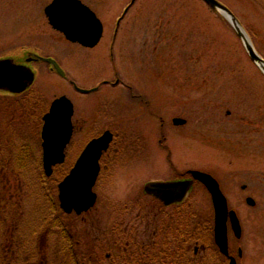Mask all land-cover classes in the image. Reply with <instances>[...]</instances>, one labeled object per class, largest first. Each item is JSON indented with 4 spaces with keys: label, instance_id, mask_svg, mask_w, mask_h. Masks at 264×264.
Returning a JSON list of instances; mask_svg holds the SVG:
<instances>
[{
    "label": "rangeland",
    "instance_id": "rangeland-1",
    "mask_svg": "<svg viewBox=\"0 0 264 264\" xmlns=\"http://www.w3.org/2000/svg\"><path fill=\"white\" fill-rule=\"evenodd\" d=\"M52 1L0 0V40L19 46L24 56L38 53L55 58L67 74L63 77L46 63L33 61L35 80L24 94L23 125L16 130V125H8H13L14 117H0V256L13 259L8 264L33 260L42 264L41 256L49 264H67L66 225L69 239L78 241V255H85L87 264L97 256L101 264H115L122 251L116 231L136 226V231H144L142 241L151 239L139 213L144 209L138 201H130L128 191L139 199L148 181L169 179L165 174L170 166L232 173L231 163L236 169L247 161L264 165V75L229 20L203 0H81L104 25L103 36L93 48L68 41L50 25L45 8ZM219 1L235 13L264 57V0ZM72 81L82 88L98 86V91L83 94ZM130 87L151 100L146 112L129 103ZM62 95L73 101L80 120L95 115V103L102 102L103 131H113L117 138L105 153L107 166L93 187L96 205L82 216L58 211L56 219L47 203V190L78 154L70 161L66 156L64 165L46 176L40 116L41 109L48 110ZM176 117L186 119V124L176 126ZM244 130L263 140L255 147L258 151L251 147L242 152L239 146L231 148L223 144L224 138H216ZM85 132L77 123L71 153L82 148ZM131 146L139 147L132 150ZM113 160L120 167L107 163ZM238 171V177L250 183L244 195L253 196L256 209L264 210V169ZM237 187L229 186L234 192L228 196L230 208L239 214L253 210L246 201H238L237 194L243 191ZM188 193L191 196L192 191ZM200 197L202 214L208 210L202 198L208 203V197L202 191ZM118 209H125L127 218L111 235ZM44 219L53 225L50 232L42 231Z\"/></svg>",
    "mask_w": 264,
    "mask_h": 264
},
{
    "label": "flooded vegetation",
    "instance_id": "flooded-vegetation-1",
    "mask_svg": "<svg viewBox=\"0 0 264 264\" xmlns=\"http://www.w3.org/2000/svg\"><path fill=\"white\" fill-rule=\"evenodd\" d=\"M127 11L128 9L125 8V14ZM19 50V46H8L7 41L0 40V59L12 58L18 64H26L27 62L29 63L28 66H30V64L35 61L33 56L34 53H29L24 56V53L19 52ZM17 52H19V54H17ZM30 88H32V86ZM30 88L22 92L0 90V117H14V119L11 120L13 125L8 123L11 128H14L16 125L17 130L19 125H23V98L24 94L28 92ZM85 89L90 92H82L83 94L92 95L98 91V86ZM128 89L130 90L128 91L129 103L132 102V106L133 103L140 105L141 109L146 112V109L151 107V100L141 94L133 93L135 89L132 87ZM33 99H35V97H32L31 99L32 101H35ZM98 102L99 101L95 103V115H93L90 119L82 117L80 120L79 117H76L74 105V114L72 117L73 136L67 146L66 156L69 157L70 161L72 157L76 154L78 155L75 160H72L74 161L73 163L72 161L69 163L68 169H71L75 165L87 145L92 140L100 137L104 132L102 126L103 103ZM155 117H158L157 114H155ZM76 118L78 122H76ZM80 122L81 130L84 129L87 136L84 139L85 141L82 148L75 149L71 153L70 147H73L74 149L75 131L77 123L80 124ZM90 132H93V134ZM113 134L114 138L110 148L114 145L117 138V134L115 132H113ZM163 137L167 139L165 135ZM254 137L255 136L251 131L245 130L241 131L238 135H236L235 132H226L223 135L220 133V135L216 136V138H224L223 144L227 146L229 144L231 148H233V146H239L242 152L249 150L251 147L255 148L263 144V140L254 139ZM138 147L139 146L133 148L131 146L130 149L135 150L138 149ZM144 149L146 150L147 148ZM163 149L167 150L168 148L163 147ZM255 149L257 150V148ZM254 151L255 150H252L250 153H253ZM105 153L99 160L100 175L104 169L103 166H107L104 165ZM147 153L150 152L148 151ZM107 163H112L115 167H120V163L114 162V160ZM230 165L232 166V173L229 172V170L225 171L226 169L221 173H217V171L214 170L211 175H213L217 180L219 187L228 202V196L234 193L232 192V188L230 190L229 186L235 185V187L240 186V189L243 191L242 194H237L238 201H246L248 205L254 207L252 208L253 210L248 209L246 212L240 213V215L234 208H230L229 206L230 211L233 209L238 219V230L234 226L235 220H233L230 213H228L225 221V233L223 231L222 234L219 233L221 238V242H219L213 195L202 183L193 179L191 174L193 169H187L184 171L183 169L170 166L172 167L171 171L165 174V176H168L169 179L148 181L144 185V188H142V190H144L142 191L143 195H141L139 199L134 200L132 198V192L128 191L130 201L133 200L134 203L138 201L144 209L139 213H142L141 217L145 219L144 230L147 227V233L151 239H143L142 241L139 237H144V231L143 233H140V230L136 231V226L130 231L129 229L122 228L119 224L126 220L127 214L125 213V209L116 210L114 216L118 219L115 220V224L112 226L110 234L112 235L113 231L117 227L122 228L124 231L121 232L118 230L115 232L116 236L120 234L117 244L118 249L122 250L115 256V264H264V210H262V208L256 209L257 201L253 196L244 195V192L249 190L250 183L247 182L248 179L238 177L241 174L238 170H263L264 165L262 163L255 164L248 161L241 164L242 167L239 169H236L237 165L234 163H231ZM243 180H246V182H243ZM181 181H192V183L190 184L186 194L180 196L179 200H176L177 197L175 196V193L177 189L175 186H172L170 190H166L165 193L151 192L146 188L147 185L152 182L170 183ZM190 190L192 191L191 196L188 193ZM200 191L208 197V203L205 201V198H202L204 205L207 206L208 209L207 212L202 214L199 210V199H201ZM193 198L196 200L195 205ZM189 199L191 201L188 202ZM249 199L252 203L249 202ZM123 200L124 199H121V201ZM209 200L211 210L209 208ZM126 230H128L132 236H130ZM125 237L127 239L126 243L123 242ZM139 240L142 242H139Z\"/></svg>",
    "mask_w": 264,
    "mask_h": 264
},
{
    "label": "water",
    "instance_id": "water-1",
    "mask_svg": "<svg viewBox=\"0 0 264 264\" xmlns=\"http://www.w3.org/2000/svg\"><path fill=\"white\" fill-rule=\"evenodd\" d=\"M204 1L229 20L242 38L251 60L258 65L264 74V58L257 52L250 37L233 12L218 0ZM45 13L52 27L62 32L69 41L93 47L103 35L102 21L81 0H53L45 8ZM35 59L49 63L61 76H66L65 71L55 59L39 55H36ZM34 79L35 74L29 66L17 64L11 58L0 60V90L22 92L33 84ZM78 90L84 93L90 92L87 89L78 88ZM73 113V102L63 95L51 103L49 111L43 117L44 123L41 132L43 167L47 176L52 175L55 165L65 161V149L73 134ZM185 122L186 120L182 118L174 119L176 125H182ZM112 140L113 133L110 130L105 131L99 138L92 140L70 173L59 183L60 206L66 213L75 211L77 214H81L95 205L97 195L93 191V187L100 171L99 160L103 152L109 148ZM192 175L205 184L213 195L218 241L221 242L219 233L222 234V231L225 233V221L228 213L235 220V228L239 229L236 214L233 210L229 211L227 199L212 175L200 170L192 171ZM191 183L192 181L152 182L146 188L151 192L165 193L166 190H170L172 186H175L177 189L175 193L176 200H179L180 196L186 194ZM249 202L252 203L250 199Z\"/></svg>",
    "mask_w": 264,
    "mask_h": 264
},
{
    "label": "trees",
    "instance_id": "trees-1",
    "mask_svg": "<svg viewBox=\"0 0 264 264\" xmlns=\"http://www.w3.org/2000/svg\"><path fill=\"white\" fill-rule=\"evenodd\" d=\"M41 116H40V121L42 122V115L44 112L47 111V109L43 112L41 109ZM24 164V163H21ZM68 170L61 176V179L66 175ZM45 178V177H43ZM55 180L54 184L50 186L49 190H47L46 198H47V203L49 207L51 208L52 211L56 212V219H58V211L62 212L60 207H59V201H58V182L61 180ZM63 213V212H62ZM63 215H65L63 213ZM68 216V215H65ZM44 227L42 231L44 232H50L53 229V225L50 222H47V219H44L43 221ZM63 234L66 239L69 240L68 244V251L66 252V255L70 256V259L66 262L67 264H87L86 263V256L85 255H78V241L69 239V233L67 231V226H64ZM103 253L101 256L103 258ZM4 255L0 256V262L1 264H8L11 263L13 259H6L2 258ZM41 259L42 264H49L44 256L39 257ZM110 259H113V257H110ZM100 260L102 261L101 257L97 256L96 258L92 257V262L93 264H99ZM23 264H37L34 263V260L31 262L25 261ZM101 264V263H100Z\"/></svg>",
    "mask_w": 264,
    "mask_h": 264
},
{
    "label": "bare ground",
    "instance_id": "bare-ground-1",
    "mask_svg": "<svg viewBox=\"0 0 264 264\" xmlns=\"http://www.w3.org/2000/svg\"><path fill=\"white\" fill-rule=\"evenodd\" d=\"M231 10V9H230ZM232 11V10H231ZM233 12V11H232ZM233 14L235 15V13L233 12ZM236 16V15H235ZM236 18H237V16H236ZM238 19V18H237ZM239 20V19H238Z\"/></svg>",
    "mask_w": 264,
    "mask_h": 264
}]
</instances>
